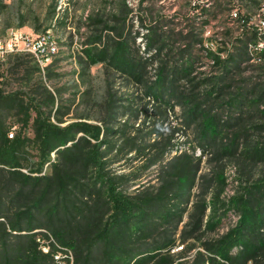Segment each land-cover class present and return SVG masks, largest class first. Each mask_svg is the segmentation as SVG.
<instances>
[{"label": "trees", "instance_id": "obj_1", "mask_svg": "<svg viewBox=\"0 0 264 264\" xmlns=\"http://www.w3.org/2000/svg\"><path fill=\"white\" fill-rule=\"evenodd\" d=\"M123 8L120 13L127 19L130 9L126 4ZM194 9L200 10L201 5L196 4ZM126 19L109 27V34L120 39L114 42L108 35L113 49L107 43L103 49L95 46L85 53L92 62L97 57L141 86L149 100L148 107L132 111L131 116L138 120L141 114L145 115L142 125L136 127L130 119L121 123L119 116L123 113L114 98L101 124L78 121L61 126L63 122L56 124L51 117L38 112L33 139L22 133L15 136L0 125V264H58L57 255L64 257L63 264H72L66 257L69 252L73 264H184L181 259L187 251L179 256L171 254L176 244L173 235L197 187L201 191L185 227L190 231L182 233L181 242H202L204 234L220 223L214 222L219 207L224 208L225 214L234 209L238 220L225 235L202 242L204 252L198 251L191 264H264V179L244 187L242 193L224 202L223 171L216 174L218 191H210L214 179L200 175L202 158L185 151L164 164L179 131L168 124V113L176 103L183 108L185 125L198 130L201 154L212 151L220 161L238 156L241 160L264 162L261 141L251 149L240 150L250 132L247 126L258 115L264 118V81L247 89L246 84L238 87L233 77L244 62L252 60L250 44L244 43L242 53L227 61L204 49L207 57L226 71L200 94L196 90L209 80L198 82L192 77L196 60L193 49L195 45L202 47L203 39L194 32L166 36L167 32L148 27L144 36L146 50L157 53L155 59L165 53L164 58L158 59L161 66L156 80L150 82L146 79L148 60H137L130 47ZM240 19L244 25L250 21L249 17ZM95 40L102 42V35ZM178 43L184 46L180 54L183 63L174 68L169 66L167 52ZM262 56L260 53V60ZM182 82L190 84L189 88L180 87ZM7 99L1 87L0 109ZM132 108L129 105L126 109ZM31 109L24 110V128L29 127L32 119ZM232 109L239 115L224 116ZM253 110L257 112L252 113ZM154 117L162 118L161 123ZM255 128L264 130V123ZM32 148L38 152L36 163L30 162ZM132 153L146 159L144 171L162 165L158 186L129 193L131 182L140 175L128 177L111 167ZM208 210L211 215L205 222ZM155 238V243L146 244Z\"/></svg>", "mask_w": 264, "mask_h": 264}, {"label": "rangeland", "instance_id": "obj_2", "mask_svg": "<svg viewBox=\"0 0 264 264\" xmlns=\"http://www.w3.org/2000/svg\"><path fill=\"white\" fill-rule=\"evenodd\" d=\"M124 4L130 9L129 17L125 18L126 33L131 34L130 47L137 60H148L146 79L150 82L156 80L161 66L159 60L165 55L163 52L160 59H155L153 56L157 53L146 50L147 38L144 36H147L148 27L151 25L160 33L167 32L166 36L178 35L181 32L185 36L194 32L203 39L202 47L195 45L193 49L196 60L192 77L198 82L208 79L209 83L201 85L196 93L201 94L210 89L226 71L223 67L216 66L214 60L207 57L206 51H211L221 61H227L232 55L242 53L244 43L250 44L249 53L252 60L244 62L241 69L233 74L237 86L244 87L246 84L245 87L249 89L255 82L264 81L263 0H0V38L13 31L34 36L51 31L59 44L58 54L44 65L27 54L8 58L1 73V87L8 99L0 109V125L15 136L22 133L33 139V123L38 112L46 118L51 117L56 124L63 122L61 126L78 121L101 124L109 114L112 98L117 100V105L123 113L119 116L121 123L130 119V123H135L136 127L142 125L145 115L141 114L138 120L132 119L131 116L132 111L148 107L149 100L145 99L141 86L121 70L98 60L97 57L92 62L85 53L92 47L95 49V46L98 50L103 49L107 47V43L111 49L114 48L113 41L108 42V35L114 42L120 39L115 34H109V27H116L120 21H125L120 13ZM196 4L201 5L200 10L194 9ZM235 12L237 17L234 16ZM240 17H249V23L244 25ZM100 35L103 41L98 43L95 39ZM182 49L184 46L178 43L167 52L170 67L177 68L183 63L180 55ZM260 53L263 54L261 60ZM189 86L190 84L185 82L180 83V87L184 89ZM234 93L238 94L239 91ZM129 105L133 106L132 110L126 109ZM27 108H33L32 119L29 127L24 128L23 115ZM149 108L151 114L153 108L151 105ZM231 111L224 116L239 115L236 110ZM154 119L161 123L162 118ZM263 123L264 118L259 115L254 117L247 126L250 132L246 133V141L242 142L241 151L255 147L257 141L264 144V130L255 128ZM168 124L179 131L173 141L174 148L166 154L164 164L185 151L202 158L200 175L214 179L210 191H218L216 174L223 171L226 186L221 198L224 202L242 193L244 187L264 179V162L241 160L238 156L226 157L220 161L214 157L215 153L212 154V151L201 154L197 143L198 130L193 125H185L183 108L178 103L174 104V108L168 113ZM153 142L152 140L151 143ZM37 153L36 149H30L31 163L38 162ZM52 157L54 158V155ZM136 157L135 153L129 154L111 167L114 172L128 177L140 175L138 180L131 182V194L145 187L158 186V174L162 166L157 165L144 171L146 159L141 158L142 156ZM47 169L45 168L44 172ZM198 183L200 186L201 181ZM199 191V187L193 190L183 221L173 235L176 244L171 254L179 256L187 251L181 259L184 264H191L198 251L204 252L202 242L225 235L238 220V213L234 209L225 214L224 208L219 207L214 222L220 223L215 230L204 234L202 242L194 239L181 242L182 233L190 231L185 227L190 221V215L194 213L193 205L198 200ZM209 215L211 210H208L205 222ZM155 241L156 238L150 239L146 244L151 245ZM193 245L196 247L188 250Z\"/></svg>", "mask_w": 264, "mask_h": 264}, {"label": "built area", "instance_id": "obj_3", "mask_svg": "<svg viewBox=\"0 0 264 264\" xmlns=\"http://www.w3.org/2000/svg\"><path fill=\"white\" fill-rule=\"evenodd\" d=\"M234 16L237 17L236 12L234 13ZM58 45L59 44L51 31L35 36L20 31H13L6 37L0 38V88L2 80L1 73L4 64L9 57L19 54H27L34 57L40 64L44 65L49 63L58 54ZM11 137H13V135H11ZM44 251L48 252L47 249H44ZM66 257H69L71 262L73 261L71 252H69V255H66ZM62 258L64 257L57 255L55 257L56 263L63 264Z\"/></svg>", "mask_w": 264, "mask_h": 264}]
</instances>
